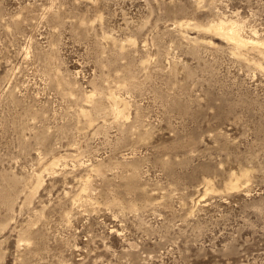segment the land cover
<instances>
[{"label": "rangeland", "instance_id": "374dc122", "mask_svg": "<svg viewBox=\"0 0 264 264\" xmlns=\"http://www.w3.org/2000/svg\"><path fill=\"white\" fill-rule=\"evenodd\" d=\"M0 264H264V0H0Z\"/></svg>", "mask_w": 264, "mask_h": 264}, {"label": "bare ground", "instance_id": "6f19581e", "mask_svg": "<svg viewBox=\"0 0 264 264\" xmlns=\"http://www.w3.org/2000/svg\"><path fill=\"white\" fill-rule=\"evenodd\" d=\"M210 27L213 28V29H215V31L218 32L219 35L222 34V35L227 36L228 39H230V38L231 39L232 38L235 39V41H237V45L240 44V46L242 45V46H246V47H250L251 46L253 48L259 46V43L255 42V41H252V40L251 41H246V40H243V39H239L237 27L234 24L232 26V29L230 28L231 29V32H230V29L228 28L226 22H224V21H221L220 23H217V24L212 25ZM118 111L119 110H117V112ZM237 185H238L237 179H232V181H231V187H235L236 188Z\"/></svg>", "mask_w": 264, "mask_h": 264}]
</instances>
